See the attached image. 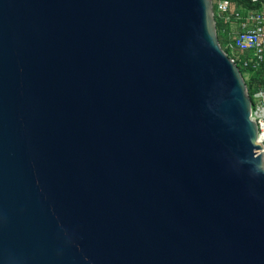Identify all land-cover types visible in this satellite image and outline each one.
Instances as JSON below:
<instances>
[{
	"label": "water",
	"instance_id": "1",
	"mask_svg": "<svg viewBox=\"0 0 264 264\" xmlns=\"http://www.w3.org/2000/svg\"><path fill=\"white\" fill-rule=\"evenodd\" d=\"M211 0H0V264H264V148Z\"/></svg>",
	"mask_w": 264,
	"mask_h": 264
},
{
	"label": "built area",
	"instance_id": "2",
	"mask_svg": "<svg viewBox=\"0 0 264 264\" xmlns=\"http://www.w3.org/2000/svg\"><path fill=\"white\" fill-rule=\"evenodd\" d=\"M215 14L227 24L229 40L221 47L238 67L256 70L264 64V0L260 8H248L233 0H211ZM250 70L245 72L249 75ZM251 99V118L258 126V140L264 148V87Z\"/></svg>",
	"mask_w": 264,
	"mask_h": 264
},
{
	"label": "trees",
	"instance_id": "3",
	"mask_svg": "<svg viewBox=\"0 0 264 264\" xmlns=\"http://www.w3.org/2000/svg\"><path fill=\"white\" fill-rule=\"evenodd\" d=\"M233 1H237L243 5H246L248 8H260L261 7V3L259 2H251V0H233ZM214 5L212 6L213 10H214ZM215 18V24H216V30H217V36H218V40H219V34H220V28H224L225 31H227V24H225L223 22V20L221 18H219L216 14L214 16ZM219 43L223 46L224 44H222L219 40ZM248 68H243L240 67V71L241 74H245V72H247ZM246 86H247V90H248V94L249 96L253 99V93L261 88L264 87V64L259 67L256 70H250L249 72V77L248 80L245 82Z\"/></svg>",
	"mask_w": 264,
	"mask_h": 264
},
{
	"label": "rangeland",
	"instance_id": "4",
	"mask_svg": "<svg viewBox=\"0 0 264 264\" xmlns=\"http://www.w3.org/2000/svg\"><path fill=\"white\" fill-rule=\"evenodd\" d=\"M219 31H220V34H219L220 42L222 44H226L228 42V40H229V35H228L227 31H225L224 28H220ZM242 77H243L244 81L246 82L248 80L249 75L245 73V74L242 75Z\"/></svg>",
	"mask_w": 264,
	"mask_h": 264
}]
</instances>
